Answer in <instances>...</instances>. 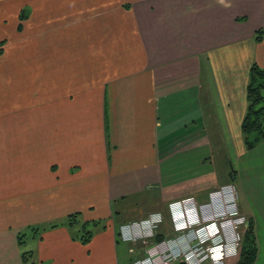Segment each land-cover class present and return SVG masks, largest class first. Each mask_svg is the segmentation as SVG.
<instances>
[{"label":"crops","instance_id":"0c3cea01","mask_svg":"<svg viewBox=\"0 0 264 264\" xmlns=\"http://www.w3.org/2000/svg\"><path fill=\"white\" fill-rule=\"evenodd\" d=\"M28 5L0 19V264H120L142 229L129 202L224 183L264 264V140L242 134L264 0ZM75 212L101 220L87 244L64 224Z\"/></svg>","mask_w":264,"mask_h":264},{"label":"rangeland","instance_id":"374dc122","mask_svg":"<svg viewBox=\"0 0 264 264\" xmlns=\"http://www.w3.org/2000/svg\"><path fill=\"white\" fill-rule=\"evenodd\" d=\"M2 1L5 10H0V19L3 15H5L6 19L16 18L18 15H14L15 17H13L12 13L9 15V11H12L16 7L18 1L24 3L23 8L25 9H22L24 13L29 11L28 4L30 0ZM9 24L10 20L7 22V26L3 27L5 32H11V29L8 28ZM0 31L4 32L1 27ZM216 156L221 158L219 154H216ZM217 165L219 167V180L222 182L224 180L226 181L222 175L224 164L218 161ZM227 195H229L230 198ZM223 196L227 200L225 204L222 203ZM189 197L194 198V200L191 201L195 206V214L200 208L205 209L206 207L210 210L211 208L214 210L211 216H207V212H203L205 214L199 218V220L201 219V221L204 222L205 219H215L220 226L219 229H222L219 237L225 242L224 245L218 249L219 252L215 254L214 257L220 258L222 254L228 253L232 258L226 257L224 261L218 262V260H216V262H213L209 257V250L205 248L207 244L204 245L193 238L194 227L182 232L174 230L175 224L171 219L170 206ZM238 201V194L234 186L230 183H224L207 186L205 189L197 190L189 196L181 197L179 200L172 202L163 200V197L158 193H150L149 196L145 195L133 204L129 202L128 206L130 207H127L126 210L128 211L126 213L128 215L127 217H130L127 219L124 217L122 218L128 220L127 224H130V226L137 225L140 228L142 226L143 230L141 229V231L133 235L136 238L135 240L127 242L128 244L124 242L120 245V264H232L234 258L239 257L243 245L244 232L247 229V224L245 223L247 218L240 210ZM156 214L157 216H155ZM222 214H226V216H219ZM151 217L159 218V221L155 222L152 228H150ZM152 232H154V235L150 236ZM161 235L165 240L158 244L159 241L157 238ZM27 247L28 246L23 247V250H26ZM230 260H232L231 263H229Z\"/></svg>","mask_w":264,"mask_h":264},{"label":"trees","instance_id":"16d2710c","mask_svg":"<svg viewBox=\"0 0 264 264\" xmlns=\"http://www.w3.org/2000/svg\"><path fill=\"white\" fill-rule=\"evenodd\" d=\"M24 17L22 15V18ZM263 36L264 29H260L257 32L256 40H261ZM247 102V109L242 122V134L246 149L251 150L264 140V68L257 63H253L250 68ZM100 223L101 220L83 221L79 212L69 214L64 221V224L72 229L74 239H78L84 244L91 241L94 230ZM256 251L255 231L252 222L248 219L237 264H254ZM23 256L25 260H29L30 253L25 251Z\"/></svg>","mask_w":264,"mask_h":264},{"label":"bare ground","instance_id":"6f19581e","mask_svg":"<svg viewBox=\"0 0 264 264\" xmlns=\"http://www.w3.org/2000/svg\"><path fill=\"white\" fill-rule=\"evenodd\" d=\"M222 203H224V204L226 203L224 198H222ZM223 208H224V206H223ZM217 210H220V209H217ZM213 212H214V210L212 208H211V210L210 209H207V216L213 215ZM219 216H222V217L224 216L225 217L226 214H222V215H219ZM196 241H198V240H196Z\"/></svg>","mask_w":264,"mask_h":264},{"label":"built area","instance_id":"2783aa9c","mask_svg":"<svg viewBox=\"0 0 264 264\" xmlns=\"http://www.w3.org/2000/svg\"><path fill=\"white\" fill-rule=\"evenodd\" d=\"M233 192H234V191H233ZM232 195H233V194H232ZM184 200H185V201H188V200H190V199H189V198H187V199H184ZM243 220H244V221H246L245 219H243ZM246 222H247V221H246ZM246 222H245V223H246Z\"/></svg>","mask_w":264,"mask_h":264}]
</instances>
